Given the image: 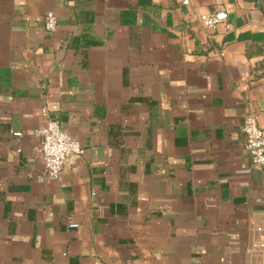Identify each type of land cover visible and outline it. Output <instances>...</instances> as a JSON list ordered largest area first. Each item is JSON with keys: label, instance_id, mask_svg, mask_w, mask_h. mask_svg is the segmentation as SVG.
I'll use <instances>...</instances> for the list:
<instances>
[{"label": "crops", "instance_id": "0c3cea01", "mask_svg": "<svg viewBox=\"0 0 264 264\" xmlns=\"http://www.w3.org/2000/svg\"><path fill=\"white\" fill-rule=\"evenodd\" d=\"M44 106L82 145L60 177ZM250 112L264 0H0V264H264Z\"/></svg>", "mask_w": 264, "mask_h": 264}, {"label": "built area", "instance_id": "2783aa9c", "mask_svg": "<svg viewBox=\"0 0 264 264\" xmlns=\"http://www.w3.org/2000/svg\"><path fill=\"white\" fill-rule=\"evenodd\" d=\"M188 1V0H186ZM225 11H212L201 13L200 22L211 28H216L227 19ZM58 19L53 10L45 15V27L49 31L57 29ZM46 123L36 131L40 137V150L47 172L53 177H60L64 167L73 159V154L82 151V145L78 138L64 131L59 119L51 117L48 108H42ZM245 133V149L252 157V165L256 168L264 166V129L259 125L258 117L254 112L247 114L243 125ZM71 226H78L73 222Z\"/></svg>", "mask_w": 264, "mask_h": 264}]
</instances>
